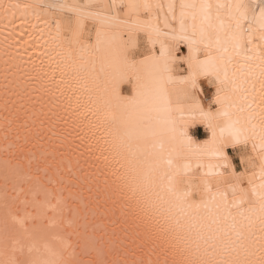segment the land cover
I'll return each instance as SVG.
<instances>
[{"label":"snow or ice","instance_id":"1","mask_svg":"<svg viewBox=\"0 0 264 264\" xmlns=\"http://www.w3.org/2000/svg\"><path fill=\"white\" fill-rule=\"evenodd\" d=\"M21 7L33 6L0 5L5 19ZM49 7L71 13L55 21L60 59L50 74L28 73L21 79L23 87L11 91L6 62L4 93V109L8 112L11 105L12 121L37 138L47 133L49 143L57 141L44 149L43 180L55 182L47 167L57 155L61 184L92 179L82 170L79 177L73 173L71 145H65L71 132L65 135L58 129L70 120L73 128L88 120L87 114L82 121L78 112L61 110L54 99L59 85L71 75L84 90L87 113L96 119L93 138L95 132L102 133L97 140L103 141L101 154L113 152L138 165L130 187L139 196L144 230L138 236L144 244L171 251L179 257L177 264H264V0H180L179 4L130 0L116 13L103 12V5ZM89 19L97 24L96 38L85 47L82 29ZM257 33L259 44L253 38ZM142 41L148 45L143 51ZM181 43L188 55L178 61ZM205 80L215 89L207 106L199 98ZM129 82L134 94L122 96L121 85ZM12 121L5 116L7 127ZM196 124L209 133L203 142L190 134ZM229 149L241 150L238 165ZM94 150L91 144L85 148ZM40 171L38 167L36 172ZM19 178L20 171L14 170L13 181ZM40 180L37 175L38 190L47 194ZM45 205L69 226L76 223L78 212L66 202L57 199L56 205L50 201ZM4 210L3 264H21L17 254L23 255L26 247L33 252L43 233L39 225L25 226L30 215H11L7 196ZM9 217L20 231H9ZM44 247L55 255L46 243ZM31 264L55 262L32 260Z\"/></svg>","mask_w":264,"mask_h":264},{"label":"bare ground","instance_id":"2","mask_svg":"<svg viewBox=\"0 0 264 264\" xmlns=\"http://www.w3.org/2000/svg\"><path fill=\"white\" fill-rule=\"evenodd\" d=\"M129 2L130 0H0V5L18 3L22 6H33L17 9L15 15L10 14L8 19L4 18L3 11L0 9V166L5 168L9 177L6 182V174L0 175V236L4 228L6 196L11 215L17 217L30 215L32 218L26 220L25 226L31 228L33 225H39L43 233V239L38 240L33 252L29 253L26 247L23 255L17 254L21 264H31L32 260H48L55 264H75L79 260L87 261L88 264H100V262L103 264H149V262L177 264L179 260V257L171 251L165 253L159 246L144 244L141 236H138V232L142 235L144 230L143 218L137 207L139 196L134 195L130 187L135 183L138 165L134 160L123 159L113 152L101 154L99 149L104 146L103 141L101 139L97 143V140L102 133L95 132L96 138H93L92 125L96 123V119L91 113H87L86 96L82 95L84 90L71 75L59 85L54 99L58 101V107L61 110L66 109L69 113L78 112L82 121L84 114H87L88 120L83 121L77 128H73L70 120L68 124L58 125V129H63L65 135L71 132V137L65 141V145H71L70 151L73 155L70 159L73 173L79 177L82 170L90 175L92 179L88 183L69 185L65 181L61 184L56 176L60 159L57 155L56 161H49L50 166L47 167L48 176H51L55 182L47 184L43 180L44 149H51L57 141L54 139L49 143L47 133L37 138L24 131L17 122L12 121L11 105L8 112L4 109L6 62L11 91L16 87H23L20 83L21 79H26L28 73L33 76H43L49 73L55 60L60 59L62 49L58 45L61 39L57 37L55 21L62 20L64 15H71V13L62 12L49 5H103V12L116 13L121 5ZM135 2L166 4L168 0H135ZM175 2L179 4L180 0ZM191 2L198 3L200 0H191ZM209 2L216 3L217 0H209ZM222 2H228V0H222ZM112 4H115L117 8L109 9L108 6ZM178 12L177 8V15ZM123 18L126 17L122 16ZM96 28L97 24L91 19L84 22L81 42L85 47L95 42ZM253 38L254 43H260L258 33L254 34ZM139 47L143 51L148 45L142 41ZM158 48L157 45V50ZM187 55L188 48L181 43L177 60H182ZM201 83L199 98L201 103L207 106L214 97L215 89L210 87L206 80ZM120 92L122 96L131 97L134 94L132 82L121 85ZM48 99L45 97V100ZM5 116L12 121L10 128L6 126ZM199 130L202 132V137L198 135ZM189 131L193 139L198 142L208 139L209 133L202 124L192 126ZM81 137L87 138L82 142ZM89 144L95 149L93 152L85 151ZM77 145H80L79 149ZM229 155L233 163L238 165L241 150L229 149ZM105 156L107 159L104 158ZM38 167L41 169L39 173L36 172ZM17 169L21 173V178L13 181V172ZM62 172L65 176L68 175L66 168L62 169ZM37 175L41 177L40 183L45 184L47 194L38 190ZM33 192L36 193L35 196ZM57 199L66 202L68 208L77 210L78 217L74 225L69 226L65 219L45 205V201L56 205ZM65 215L71 219V213L66 212ZM53 221L55 223H50ZM8 228L10 232L20 231L19 225L12 222L11 217H9ZM90 240L96 243H90ZM28 243L25 242L26 245ZM45 243L55 255H51L45 249ZM158 244L163 245L164 242L160 241ZM5 259L3 245L0 243V264H3Z\"/></svg>","mask_w":264,"mask_h":264},{"label":"rangeland","instance_id":"3","mask_svg":"<svg viewBox=\"0 0 264 264\" xmlns=\"http://www.w3.org/2000/svg\"><path fill=\"white\" fill-rule=\"evenodd\" d=\"M198 133H199L198 135H199L200 137H202V132H201V130H199ZM0 165H1V164H0ZM2 168H3V167H2ZM2 168H1V166H0V175H2V174H6V173H7V171L5 170V168H3V169H2ZM5 176H6V175H5ZM80 261H81V263H80ZM75 264H88V262H87V261L85 262L84 260H83V262H82V260H79V261L76 262Z\"/></svg>","mask_w":264,"mask_h":264}]
</instances>
